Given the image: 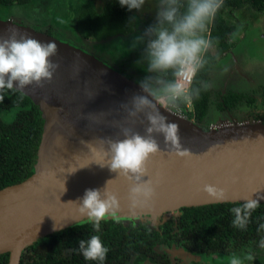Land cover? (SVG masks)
<instances>
[{"label":"water","instance_id":"obj_1","mask_svg":"<svg viewBox=\"0 0 264 264\" xmlns=\"http://www.w3.org/2000/svg\"><path fill=\"white\" fill-rule=\"evenodd\" d=\"M11 27L42 43H56L58 53L50 59L60 66L43 87L33 84L17 90L38 106L43 130L33 174L0 189V255H9L8 264H21L23 252L40 238L87 220L80 216L77 204L69 202H77L86 189H103L108 180V191L120 199V219L147 217L156 227L161 216H179L183 208L243 203L241 197L251 193L254 199L264 196V123L203 130L161 109L169 122L179 124L181 143L190 149L192 157L181 159L167 150L152 157L149 171L155 199L149 209L131 215L130 185L107 167L90 163L80 141L104 136L123 139L119 124L145 135L147 121L125 124L126 113L120 108L133 94L141 93L139 84L81 48L0 19V35L4 38L10 35L7 30ZM155 138L163 149V136L157 134ZM70 166L85 167L70 173ZM204 184L224 188L225 200L210 198L203 191Z\"/></svg>","mask_w":264,"mask_h":264},{"label":"clouds","instance_id":"obj_2","mask_svg":"<svg viewBox=\"0 0 264 264\" xmlns=\"http://www.w3.org/2000/svg\"><path fill=\"white\" fill-rule=\"evenodd\" d=\"M118 2L129 11H141L146 4V0ZM222 6L223 0H158L155 22L144 30L143 35L135 36L131 44L132 49L144 46L137 61L138 64H146V75L138 81L141 93L133 94L120 105L126 113L125 124L134 126L137 122L143 124L147 121L146 134L141 135L133 127L119 124L123 139L104 136L80 141L87 149L83 154L91 158L90 163L107 167L130 185L128 206L133 216L149 209L156 196L149 171L151 158L162 155L165 150L181 159L192 157L190 149L181 143L179 124L169 122L161 109L176 108L182 103L199 99L201 87H194V81L204 68L207 62L205 56L213 46L205 33ZM135 19L130 18V22ZM7 31L10 33L7 38L0 35V102L4 100L2 93L5 90L23 91L33 84L43 87L45 82L52 81L60 66L50 59L58 53L56 43H42L14 27ZM208 87L206 82L203 83L204 89ZM157 134L164 138L163 149L155 138ZM70 167V173H75L85 166ZM145 176L149 179L144 180ZM109 182L103 189H86L77 202H69L77 204L80 216L86 217L97 232L102 221L111 218L118 222L122 211L118 195L107 189ZM203 191L217 202L226 198L225 189L214 184H204ZM253 194L241 197L244 202L230 209L234 217L233 227L240 230L247 228L252 213L264 199V196L254 199ZM259 229H264V224H260ZM78 243L76 251L85 261L103 264L109 249L98 235H92L87 240L80 239ZM259 246L264 248V239ZM253 259L251 252L242 256L234 253L229 264H246Z\"/></svg>","mask_w":264,"mask_h":264},{"label":"trees","instance_id":"obj_3","mask_svg":"<svg viewBox=\"0 0 264 264\" xmlns=\"http://www.w3.org/2000/svg\"><path fill=\"white\" fill-rule=\"evenodd\" d=\"M33 0H0L2 6H27ZM157 8L158 0H153ZM264 6V0H223L214 20L208 25L206 38L213 42L207 52L204 68L197 75L194 87H201L199 99L193 100V115L201 122L207 115L211 105V88L209 78L220 64V58L236 47L231 38L236 34V26L229 22L230 18H240L244 13L257 14ZM243 12V13H242ZM254 17V15H253ZM257 17V15H256ZM131 11L121 7L118 0H106L98 6L82 9L75 20V31L83 38L91 35L95 41L103 42L116 35L133 32V21L130 22ZM143 32L155 22L145 20ZM47 34L53 35L52 28ZM209 87L203 88V83ZM240 97L229 94L223 97V105L230 109ZM0 109L14 114L11 122L0 118V189L20 183L31 176L37 160L43 119L41 112L33 102L17 90H5V97ZM264 123V116L254 117ZM255 121V120H254ZM258 121V120H257ZM242 203H222L201 207L183 208L180 210L175 227L172 220L161 223L158 228L150 224L134 225L132 220L108 219L101 222L97 232L92 223L84 220L45 238L47 245L40 247L33 244L26 249L24 264H97L85 261L76 249L80 239H89L98 235L104 246L109 249L103 264H140L150 257L153 261L158 257L159 246L182 244L186 250L203 255H231L251 252L255 264H264V248L260 241L264 239V203L252 213L250 222L244 230L233 227V214L230 209ZM127 222V223H125ZM177 230L175 234L173 230ZM259 229V230H258ZM64 251L66 255L64 256ZM32 253L29 255V253ZM9 255H0V264H8ZM160 257L157 258L159 260ZM24 261V258L22 259ZM23 263V262H22ZM21 263V264H22Z\"/></svg>","mask_w":264,"mask_h":264},{"label":"rangeland","instance_id":"obj_4","mask_svg":"<svg viewBox=\"0 0 264 264\" xmlns=\"http://www.w3.org/2000/svg\"><path fill=\"white\" fill-rule=\"evenodd\" d=\"M104 1L106 0H33L32 3L27 6L0 5V19L17 22L19 24L29 26L37 31L44 33H47L46 31L52 28L53 35L57 39L91 53L93 56L102 60L105 64L119 70L126 77L133 78V80H136L138 83V81L142 80L146 75V64L137 63V61L140 59V55L143 51L144 46L140 45L137 48L132 49L131 44L135 36L143 35L144 30L142 33H140L139 31H141V29H144L142 27L145 23L144 21L155 19L156 5L153 0H146V4L143 6V9L141 11L132 10L131 16L136 18L133 22V32L131 31L126 35H116L103 42L95 41L90 34L85 38L78 35L75 31V20L77 14L84 8L98 6ZM259 13L260 15H262V17H264V6L259 9ZM244 14L246 16L244 22H239L238 18L229 19V22L236 26V34L231 38V41L236 44V47L234 49H231L228 54L226 53L221 56L219 60V66L227 61L230 56L236 57V53L241 47L240 44L242 42H249V39H246V36L250 32L248 31V27L247 25H245V22L251 20V14L248 12ZM261 25H264V21L261 22ZM213 78L214 74H211L209 82L212 86L210 87L212 97L210 100L213 101H211L212 103L209 107L206 117L201 122H197L192 113L193 111L186 112L185 114V119L189 120L192 123H195L203 130L214 129V126H217V129H222L233 124L232 121L228 119L227 114L225 115L224 112H221L222 109H219V106L217 107L216 105L220 102V98L216 95V91L218 92L220 90L219 80L223 78L215 79V85H213ZM261 83L264 84L263 76L261 78ZM214 86H218L217 89L214 90ZM2 94L5 96V92ZM255 97L260 98V96L258 97L257 95H255ZM254 101L255 100L253 99L250 100V102L253 103ZM1 103L2 102H0V106ZM232 108L228 110L230 111L232 110ZM13 117V112L5 113L0 109V118L4 122H11L13 120ZM237 122L247 123L252 122V120L243 121L237 119ZM243 254L240 255L242 256ZM230 257L231 256H226L222 260L225 263L228 262L229 264Z\"/></svg>","mask_w":264,"mask_h":264},{"label":"flooded vegetation","instance_id":"obj_5","mask_svg":"<svg viewBox=\"0 0 264 264\" xmlns=\"http://www.w3.org/2000/svg\"><path fill=\"white\" fill-rule=\"evenodd\" d=\"M250 16L251 20L245 22V25H247L248 31L250 32L246 36V39L248 38L249 42H242L240 44L241 47L236 53V57L230 56L227 61L221 66L218 65L212 72V74H214L213 85H215V79L223 78L219 80L220 92L216 91V95L220 98L219 101L221 102V105H223V97L228 96L229 94H235L240 97L239 101L234 104L232 110L229 111L224 106L219 108L222 109L221 112H224L225 115L227 114L230 121H237V119H240L243 121L258 120L262 122L260 119L256 120L254 117L264 116V84L261 83V78L262 76L264 77V25H261V22L264 21V17H262L259 12L257 14H251ZM239 17V22H244L246 19L245 14L240 15ZM135 82L137 81L135 80ZM218 86H214L213 89H217ZM210 87L212 86L210 85ZM255 95L258 97L260 96V98H256ZM252 99L256 102H250ZM179 217L180 215L174 216L171 215V213H166L159 218L158 226L161 223L172 220L176 227ZM132 222L135 226L141 223L147 224L148 222L152 228H158V226L156 227L152 224L147 217L132 220ZM176 232V229L172 231L173 234ZM45 238H47V236L40 238L34 244H38L41 248L46 246L47 243ZM25 251L23 254L26 253ZM156 251L158 252V257H160L159 260H157L158 257H156L154 258L155 260L152 261L150 257H148L140 264H228V262L225 263L222 259L226 256L232 255L213 254L206 256L200 253H192L186 250L182 244H173L169 247L159 246ZM23 254L21 257L22 264L25 263L28 257V255L25 257ZM30 254L32 253L30 252L29 255ZM63 254L65 256L66 251H64ZM23 258L24 261H22ZM246 264H255V262L252 260L251 262H246Z\"/></svg>","mask_w":264,"mask_h":264},{"label":"built area","instance_id":"obj_6","mask_svg":"<svg viewBox=\"0 0 264 264\" xmlns=\"http://www.w3.org/2000/svg\"><path fill=\"white\" fill-rule=\"evenodd\" d=\"M167 111L171 112L172 114H175L176 116L180 117V118H185V114L186 112H190L193 111V105H192V101L191 102H186V103H182L180 104L178 107L176 108H170V109H166ZM256 122H260V121H254L252 120V122H237V121H232V125H244V124H248V123H256ZM231 126V125H230ZM214 129H217V126L213 127Z\"/></svg>","mask_w":264,"mask_h":264},{"label":"crops","instance_id":"obj_7","mask_svg":"<svg viewBox=\"0 0 264 264\" xmlns=\"http://www.w3.org/2000/svg\"><path fill=\"white\" fill-rule=\"evenodd\" d=\"M210 103H212V102L210 101ZM217 106H218V103H217Z\"/></svg>","mask_w":264,"mask_h":264}]
</instances>
